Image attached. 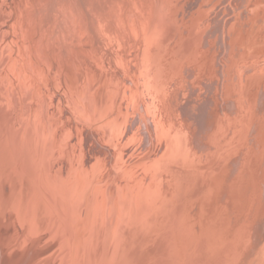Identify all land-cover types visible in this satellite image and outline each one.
I'll use <instances>...</instances> for the list:
<instances>
[{"label":"bare ground","instance_id":"obj_1","mask_svg":"<svg viewBox=\"0 0 264 264\" xmlns=\"http://www.w3.org/2000/svg\"><path fill=\"white\" fill-rule=\"evenodd\" d=\"M242 1L244 0H239L240 3ZM258 3L259 1L248 0L252 14H258L264 10L263 2L259 6ZM260 5L263 6L260 7ZM0 9L2 12V5ZM202 18L194 25L203 23L205 18ZM2 21L3 16L0 14V22ZM210 23L212 24L208 25V34L206 35L205 30V33L202 31L204 35L201 40L194 36L195 27L193 29L190 26L182 37L178 36V40L173 42L174 46L170 47L169 54L159 55L160 69H155L156 76L153 79L155 84L152 85V95L156 101L153 103L148 97L147 119L143 117L142 122L146 130L150 128V132L147 130L148 135L154 139V136H157L160 141L149 138L150 157H146V161L140 166L142 177L140 181L137 180L139 182L135 187H133L135 184L131 185V178L125 175L127 169H124L125 171L122 169L119 170V175H123L126 179L123 180L124 186L123 182L111 179L106 189H103L106 186L102 187L103 190L101 187L96 188L105 182L103 179L99 181L97 176L101 175L100 173L106 167L110 168L113 175L117 174L112 170L121 161L124 153L117 152L119 148L116 149L114 142L121 137L119 133L124 125H120L118 130L108 127L100 128L104 139L102 144H98V141L95 143L105 151L104 148H108L114 152L107 162L102 161L101 167L97 165V161L100 162L106 155L101 159L98 153L93 152L92 156L89 148L91 146L88 145L87 140H85V146L82 139L78 141L77 158L74 154L73 159L67 160L63 165L65 168L68 163L67 168L70 170L75 167L74 171L68 174V178L72 179V182L69 179L71 184L67 181L65 185L63 174L56 172L55 165L60 160L59 153L64 150L62 144L70 141L72 132H64L62 141L59 140V150L56 151L55 143L58 139L53 119L57 114L55 111H49L53 108H49L48 100L44 97L37 94L42 98L40 99L36 94H32L33 101L32 98L30 99V92L25 93L24 89L20 90L23 95L21 99L19 93L10 89V83L7 88L1 76L3 60H0V87H2L1 81L3 86H6L4 91L0 88V227L2 232L4 231L1 234L10 233L8 238L0 237V264H38L31 262L27 257L31 251L30 241L23 248L7 250L11 246V237L19 234L23 228L27 231L29 228L32 230L31 226L35 222L34 227L37 226L40 230L41 226L37 224L36 217L33 216L37 215L35 211H39L41 207L46 212L44 215L46 219L50 213L53 216L51 210L59 215L61 213L59 210L63 209L61 215L71 228L68 232L69 237L64 234V240L61 239L64 243L56 240L58 246L60 244H64L62 245L64 248L66 246L63 253L58 252L61 246L57 247L56 253H53V256L59 259L56 264H151L149 261L151 257H153L152 264H264V149H261L262 146L257 138L262 136L264 139V59H262L264 57V22L254 28L253 36L247 40H239V35L243 31H248L249 22H231L229 19L225 20L222 26L217 27V30H211L215 20ZM211 34L212 38L216 34L215 40L222 39V43L224 41V49L229 51V59L223 60L220 68L216 66L218 64L215 65L216 60L213 59L214 61L211 60V62L208 59L209 56L204 57L201 62L202 70L199 71L196 68L192 70L190 65H194L193 63L198 60L193 58L198 47L195 41L200 43L199 53L202 54V49H207ZM170 36L172 34L170 30H167L165 39ZM39 52L38 55L41 54ZM40 57L42 58L41 55ZM42 59L38 60L43 62ZM187 69L192 70L194 74H199L198 78H204L201 71L206 73L207 69H210V75L214 74L211 86L214 85L217 92L213 94L220 95L221 99L216 101L215 95H210L211 90L213 92L212 88L210 92L203 95H195L198 90L194 88L185 98L181 87L174 82L180 79L189 81ZM58 83L60 84V81L58 82L57 79ZM22 88L24 87L21 86ZM7 94H9L11 108L6 104L7 102H4ZM162 95L166 97V101L162 99ZM193 95L195 96L191 100H187ZM29 100L33 102V105L37 104L34 110L36 114ZM170 102L174 108L170 106ZM213 102L215 105L211 107ZM22 112L27 119L26 122H24L25 118L23 120L22 117L21 120L19 117V113ZM127 123L128 121L125 125ZM132 125H135V122ZM81 135L79 133V136ZM101 135L99 134L100 137ZM100 137L98 138L97 135L96 139ZM120 140L122 143V139ZM100 154L102 155L101 151ZM156 157H158L157 160H153ZM107 171L106 168L105 173ZM21 174L24 178L30 175L27 179L30 180V177L33 179L29 181L31 186L35 184L38 187H28L30 185L28 181L22 180L21 183ZM107 176L108 174L105 176L108 180ZM133 180L135 181L136 178ZM21 184L20 190H24V193H20L21 191L16 188H21L19 187ZM40 185L46 188L41 190V196L39 194V197L31 196L32 192L37 193L35 191H38V188L42 189ZM33 189L36 190L32 191ZM47 190H50L52 195L45 193ZM27 192H31L27 194L28 197L30 195V199L35 198L29 200L28 208L23 203L24 199L22 200L24 195L21 196ZM68 193H72V196L69 197ZM148 198L149 201L146 202ZM65 200L70 202L71 207L77 205V213L73 216H69ZM22 204L26 211L25 215L20 213L21 210L18 211ZM130 209L132 213H129ZM39 216L42 217L38 214L37 220L41 219ZM116 218L117 221L114 223ZM74 222L77 224H73ZM35 232L32 233L35 234ZM51 237L55 236L51 235ZM60 238L57 237V239ZM46 240L43 241L46 243ZM52 246L55 249L56 246L54 244ZM21 251H23L22 254ZM14 253L21 255L14 258ZM46 260L48 262H45L46 264L53 263L51 259Z\"/></svg>","mask_w":264,"mask_h":264},{"label":"rangeland","instance_id":"obj_2","mask_svg":"<svg viewBox=\"0 0 264 264\" xmlns=\"http://www.w3.org/2000/svg\"><path fill=\"white\" fill-rule=\"evenodd\" d=\"M255 1H259V3L257 4L258 6L260 3L262 4V2L264 5V0ZM1 5L2 12H0V14L3 16V21L0 22V60H3L1 76L4 80L5 85L8 86L11 84L10 89L19 93L21 99L23 95L22 91L20 90L25 89V91L23 92H30V99L32 98V100V94H38L39 96L44 97L48 100L47 104L50 107L48 105L47 106L49 108H53L49 109V111H55V113L57 114L55 119H53L55 123H53L54 130L55 132H57L56 137L58 139L57 143H55V145L57 144V147L55 146L56 151L58 149V144L62 141L61 137L64 132H72V136L70 135L71 133L68 134L71 136L70 141L68 140L67 143L62 144V148H64V150L59 153L60 160L57 161L58 164L55 165V169L57 170L55 171L58 172V174L59 172H61V175L63 174L62 178L64 179L65 185L67 181L68 184H71L72 179L68 177L70 175L69 173L74 171L75 167L74 169L72 168L70 170L67 168L68 163H66L65 168L63 167V165L65 164V162H67V160L73 159L74 156L75 158H77L76 154L78 153L79 149L78 141L82 139V142H84L85 146V140H87L88 145L91 146L89 148L92 151V156L94 155L93 152H95L96 154L98 153L101 156V159L106 155L100 162L97 161V165L101 167L103 163L102 161L107 162L110 159V155L112 156L114 152L112 150H108V148H104L106 149L105 151L98 145L99 143L102 144L101 142L104 139V135L103 133H101L100 128L108 127L118 130V127L120 125H124L121 129V132L119 133V136L121 137L116 139L114 142V146L116 147V149L119 148L117 152L124 153L120 161L121 164L119 162L115 167H113L112 170L117 173L115 175H117L118 177L112 174L110 168L106 167L108 171L105 173V168L102 171L105 174L101 172V175L97 176L99 181L103 179L106 182V184L104 182L99 187H96H101V190L107 188V185H109L111 179H116V182H123L122 185L124 186V181L126 179L123 177V175H119V170L122 169L123 171H125L124 169H127L125 175L131 178V185L133 186L135 184L133 187L136 186V183H138L142 177V167L140 166H142L144 161H146V157H150V144L148 140L149 138H152L148 135L147 132V130L150 132V128H148L147 130L145 129L142 118L144 117L145 120L147 119L146 115L148 114V111L146 108V100H149L148 97H150L151 102L154 103L156 101V99L152 95V85L155 84L153 83V79H155L156 76L155 69H160L158 64L159 55L169 54V51L171 49L170 47L174 46L173 42L175 40H178V36L182 37L185 30L189 29L190 26L193 29L195 27V29L193 30L194 36L201 40L205 31L207 32L206 35L208 34V25L212 24L210 22L213 20H215V23L213 29L211 27V30H217V27L222 26V23L225 20L231 19V22L245 21L250 23V28L248 29V31H243L240 33L239 40H247L253 36L254 28L264 22V10H261L258 14H252L248 5V0H244L241 3L239 2V0H0V6ZM263 5H260V7ZM202 17L205 18L203 23L200 22L201 24L198 23L196 24L197 26H195L194 24L199 19H203ZM167 30H170L172 36H170L168 39H165ZM202 31H204V33ZM215 36L216 34L212 38L211 34V38H208L209 41L207 43V49L203 48V51L201 50L202 54H200L201 52L199 53L200 43L195 41V43H197L195 45H197L198 47L196 46L197 51L195 48H193L197 52L196 54H194L195 56H193V58H198V60L196 59L197 61L193 63L194 65H190L192 70H194V68L199 71L202 70L201 62L204 60V57L207 58L209 56V61L213 59L216 60H213L215 62V65L218 64L216 66H220V64L222 66L223 60L229 59V51H225V46L223 45L224 41L222 43V39H219L218 41L215 40ZM230 41L233 42L234 40ZM213 44H215L216 46ZM195 45H193V47ZM209 46L211 48H209ZM214 51L217 52L214 53ZM38 52L41 54L38 55ZM224 52L225 54L228 53V55H225ZM40 55L42 56V58H44L42 59ZM196 55L198 57H196ZM202 55L203 57H199ZM35 57L39 60L42 59L43 62L37 59L39 61L38 62ZM138 58L140 59V61ZM200 58L203 59L200 60ZM44 59L46 60V62H44ZM262 59H264V57ZM48 62L50 65L48 64ZM23 63L25 64L23 65ZM57 63L60 66L57 65ZM117 64L120 65L118 66ZM48 65L50 66V68ZM16 68L18 70H16ZM187 70L188 76L190 77L189 81L180 79L179 81L174 82L175 85L181 87L185 98L189 96L188 92L194 88L198 90L195 95H203L207 92H210L212 88L213 92L211 90L210 95H215V97L217 98L216 101H219L221 99L220 95L216 96V94H213L217 92L215 90V86H211V79L214 78V74L213 76L210 75V69H207L206 73L204 71L200 72L201 75H204V78H198L199 74H194V72L190 69ZM130 71L132 72L131 74ZM127 74L130 76H128ZM124 76L125 78H123ZM130 78H133L132 81ZM57 79L58 82L60 81V84H57ZM1 84L2 87L0 88L2 91H4L6 86H3L2 81ZM137 85L138 87H136ZM21 86L24 88L21 89ZM7 88H9V86ZM30 88H32L34 91H32V89L30 91ZM123 88L125 91L123 90ZM195 95L189 97L187 100H191ZM162 99L166 101V97L164 95H162ZM4 100V102H7L6 104H8L11 108L9 94L6 95ZM73 101H75L77 104ZM30 103H32L31 107L33 106V111L36 110L37 104L35 103L36 105H33V102ZM59 103L62 105H60ZM69 104L70 106L72 105V107L68 106ZM169 104L172 108H174L171 102ZM108 105L110 108L108 107ZM214 105L215 102L211 104V107H213ZM57 106L58 109H56ZM106 106L108 108H106ZM74 107L76 109H73ZM88 110H90V112ZM33 111L32 114L34 112L35 114L37 113L36 111ZM19 114L21 120L22 117L24 120V112ZM220 114L222 116L221 111ZM30 115L31 112L29 116ZM14 116H16V113H14ZM127 118L128 120H126ZM26 120L27 119L25 118L24 122H26ZM126 121H128L127 125H125ZM61 122L63 123V125ZM133 122H135V125H132ZM57 129L60 132H58ZM79 133L80 135H82L79 136ZM99 134H102L101 137L99 136ZM97 135L98 138L100 137V139H102H96ZM154 137L156 141H160L157 136ZM257 138L262 146L261 149H264L263 137L260 136ZM120 139H122V143H120ZM95 141H98V144H96ZM100 151L102 152V155L100 154ZM72 152L73 154H71ZM145 153L148 154V156H146ZM161 154L162 152L159 154V157L161 156ZM157 158L158 157L154 158L153 160H157ZM133 166L134 169L132 170ZM128 170H130L129 173ZM107 174V177H109L108 180L105 177ZM102 175H104V178L102 177ZM20 176L22 177L21 183L22 180L26 182L33 181L31 177L30 180L27 179L30 175L28 177H25L27 180L23 177L22 174ZM135 178L136 180L134 181L133 179ZM69 179L71 182L69 181ZM132 180L134 181V183L132 182ZM36 186L38 187V185ZM36 186L35 184L31 186V183L30 185H28V187L32 188H36ZM19 187L21 188H16L18 190L22 189V184ZM102 187L105 188L102 189ZM120 187L122 186L120 185ZM43 188L44 186L42 187V189L38 188V191H35L36 189H33L32 191H35V193L37 192L36 194H34V192H32L33 194H31V192L21 194V196L24 195V197H22V200H25H23V203H25V207L28 208L27 205L30 204L28 202H30L32 199H35L33 197H31L32 199H30V195L28 197L27 194H31V196H38L39 194L41 196V190H43ZM25 190H28V188H25ZM23 191L24 190H22L20 193H24ZM45 193H49V195H52L50 190H47ZM133 193L136 195L135 191H133ZM68 196L71 197L72 193H68ZM148 201L149 198L146 202ZM65 203L68 205L67 212L69 216H73V214L77 213V205L71 207V204L70 202H68V200H65ZM23 207L24 206L22 204L18 211L21 210L22 212L20 213L25 215L26 211L23 209ZM36 208L39 209L40 207ZM41 209L42 207L40 208V210ZM40 210H36L38 213L35 211L37 215L33 217H36L35 220L37 224L41 226H39V229H42L41 232L38 233V231L40 230L37 229V226L34 227L35 222L31 226L32 230L29 227L28 231L27 229L23 228V230L19 234L15 235V237L10 236L11 239H9L11 246L7 251H9L11 248L13 250H16L18 248L20 249L21 247L23 248V246L27 245V243H29L30 241L31 244L29 245V249H31V255L29 254L30 256L28 255L27 257L30 258L31 262L34 261L38 264H46L48 263L46 259H51L53 262L52 264H56L58 263L59 259L57 256H53V253H56V250H58L57 247L59 246H61L62 249L60 247L58 252H60V254L61 252L63 253L66 246L64 248V246H62L64 244L60 243H64V234L66 235V237H69L68 232L71 231V228L69 227V224H67L63 219V215H61L63 214V209H61L62 211L59 210V212H61L59 213V215L56 214L54 210H51L53 212V216L50 213L48 215V219H46L47 217L44 216L46 214L45 210ZM74 210L75 212L73 213ZM130 210L129 213H132V209ZM38 214L43 217L42 218L39 216V218H41L39 219L40 222L39 220H37ZM116 221L117 218L114 220V223ZM75 223L76 222H74L73 224ZM61 225L64 227H62ZM43 228L46 231L48 230L49 232H43L45 231L43 230ZM64 228L66 229V231ZM34 230H36V232ZM57 231L58 233H56ZM3 232L0 227V234ZM8 232H10V230ZM32 232H35V234H33ZM48 233H50V236L48 235ZM7 234V232L1 234V239L3 237L8 238L10 233L8 235ZM28 235H30V237H25ZM32 235L34 236L31 237ZM51 235H54L56 238L51 237ZM57 237L61 238L57 239ZM66 237L65 242L67 241ZM48 239L51 242L48 241ZM51 239H53L55 243ZM43 240H46V243ZM56 240L61 241L60 243H58L60 244L59 246L56 244ZM52 244L56 246L55 249ZM22 253L23 251H21V254ZM21 254L14 253L13 257H18ZM40 256L41 258L39 260L38 258ZM54 257H56L57 259ZM149 261L152 264L153 257H151Z\"/></svg>","mask_w":264,"mask_h":264}]
</instances>
